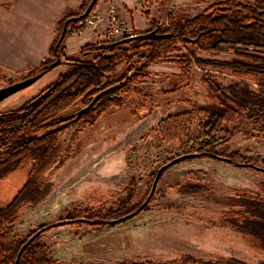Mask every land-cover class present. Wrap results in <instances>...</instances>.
Segmentation results:
<instances>
[{
    "label": "rangeland",
    "instance_id": "obj_1",
    "mask_svg": "<svg viewBox=\"0 0 264 264\" xmlns=\"http://www.w3.org/2000/svg\"><path fill=\"white\" fill-rule=\"evenodd\" d=\"M255 1L238 0V3L255 7ZM12 2L11 6L0 7L2 35L9 42L20 29L16 17L22 0ZM214 2L203 0L198 14L193 11L196 8H190L183 16L200 15ZM151 3L155 5L154 0ZM152 26L163 29L167 22L161 25L153 22ZM92 44L109 43L101 40ZM176 46V51L147 67L148 77L131 83L126 93H116V102L122 99V103L106 108L95 121L88 123L85 118L73 117L85 107L80 101L59 113L73 120L55 127L61 131L49 156L34 164L26 158L21 169L1 179L0 204L3 205L17 195L23 181H29L9 214L10 222L0 218L7 232L3 240L7 247L21 244L42 226L77 211H115L114 216L123 217L141 207L157 170L187 152L185 136L162 135L158 130L161 120L168 116L183 113L195 116L200 110L225 113L218 128L222 131L217 134L223 136L224 130L233 134L218 148L247 151L264 159V136L258 135L257 125L249 123L245 112L237 111L228 99L236 96V101L244 102L246 93L264 98L262 77L247 75L248 70L263 67L264 54L233 44L212 52L198 50L191 43L177 42ZM58 52H61L59 48ZM59 59L61 67L3 100L0 112L15 109L36 97L37 87L72 68L65 60L84 63L91 55L81 56L78 52L73 57L64 55ZM56 60L49 53L41 66ZM182 61L186 67L180 65ZM0 62H7L5 55L0 54ZM126 69V63H121L112 71L101 72L94 83L100 87L109 80H117ZM31 71L9 73L0 68V89L27 78ZM199 116L201 119L202 115ZM197 124L198 120L194 121L190 129L192 136L197 133ZM259 165L264 169V163ZM261 183H264L263 171L232 167L209 158L189 159L161 174L147 208L138 215L92 232H87L89 225L80 222L57 226L35 241L48 247V256L54 263L62 264H128L145 260L166 263L184 254L205 261L223 259L264 264V246L223 223L231 211L240 207L236 202H241L244 193L253 201L264 202Z\"/></svg>",
    "mask_w": 264,
    "mask_h": 264
},
{
    "label": "trees",
    "instance_id": "obj_2",
    "mask_svg": "<svg viewBox=\"0 0 264 264\" xmlns=\"http://www.w3.org/2000/svg\"><path fill=\"white\" fill-rule=\"evenodd\" d=\"M98 1L94 2L91 10H94ZM90 2L91 0H82L80 11L76 15L82 13ZM66 19L67 17L60 23L56 38L50 47V53L53 54L54 59L65 55L62 46L63 40L58 43V38ZM75 29H81V25L76 26ZM152 29H157L159 34L166 36L153 40L133 38L115 46L111 43L107 45H84L80 48L79 53L81 56L90 54L91 59L88 62L79 63V60H65L72 68L60 74L44 91L26 102L25 106L23 105L11 114L4 115L0 120V145L4 147V150L0 154L4 153L6 156L0 161V168L14 166L26 158H29L33 164L42 163V160L49 156V151L56 142V136L61 131V129L57 131L55 127L58 124L73 120V117L66 116L63 118L59 116V113L78 101L86 106L97 97L92 107L80 117V119L85 118L88 123L95 121L106 108L119 106L122 99L116 102L115 94L126 93L131 83L148 77L147 67L159 63L166 55L176 51L177 42L191 43L198 50L204 52H212L218 47L233 44L234 46H246L264 54V3L261 2L260 4L256 0L255 7H251L238 3V0H222L212 3L202 14L186 20H178L172 12H169L167 27L162 29L159 26H154ZM69 33L70 29H67L65 36H68ZM58 48L61 50L60 53ZM52 63H45L32 70L29 77L38 74L43 75L50 70L49 67ZM121 63L127 65L126 72L121 78L109 80L100 87L99 83H94V79L101 72L112 71ZM180 65L186 67L183 61ZM247 75L261 76L264 80V65L248 70ZM29 77L27 76V78ZM227 93L231 94L230 89H227ZM246 94L248 97L244 102L236 101L234 95L232 99H228L237 111L245 112L246 120L249 123L257 125L258 135L264 136V110L260 108H264V98L253 93ZM228 111L232 110L228 109ZM233 112L235 114V111ZM199 114L202 115L201 119ZM225 117V113H219L216 110H200L195 116L190 115V113L176 114L161 120L158 130L162 135L173 133L176 136L182 135L187 138L185 141L187 152L180 153L175 158L183 155H195L194 158H209L223 162L228 166L261 171L260 169L263 168L259 164L264 163V159L257 155L247 151H232L227 147L218 148L233 134L228 130L223 131V136L217 134L222 131L218 129L219 122L223 121ZM196 120H198L197 133L192 136L190 129ZM30 176L31 172L28 173V178ZM28 182L24 181L17 195L9 202L5 205L0 204V218H3L5 223L10 222V212H12L18 196L22 191H25ZM259 187L260 192L264 195V183L259 184ZM236 205L240 207L234 212L231 211L230 215L224 218L223 223L242 235L257 240L260 245L264 246V202L253 201L244 193L241 202H236ZM146 208L145 205L129 213L133 216L138 215L140 211ZM114 214L117 212L107 211L103 213L88 209L77 211V213L70 214L63 219L42 226L21 244L14 247L5 245L3 240L7 232L0 224V264H15V262L16 264H62L54 263L49 258L48 247L36 242L37 237L57 226L79 222L89 225L87 232L102 230L111 226V221L121 217L114 216ZM20 250H22L21 254L18 255ZM230 262L223 259L205 261L184 254L179 259L166 263L145 260L144 262L128 264H243L237 261Z\"/></svg>",
    "mask_w": 264,
    "mask_h": 264
},
{
    "label": "crops",
    "instance_id": "obj_3",
    "mask_svg": "<svg viewBox=\"0 0 264 264\" xmlns=\"http://www.w3.org/2000/svg\"><path fill=\"white\" fill-rule=\"evenodd\" d=\"M12 1L0 0V7L11 6ZM139 1L145 3L146 9L139 8ZM154 2L155 5L151 0H99L94 10L100 21L95 28L75 29L78 25L82 26V20L72 26L68 25L70 33L64 37L62 44L65 58L76 55L84 45L101 41L102 34L112 19L125 21L137 34H143L150 30L153 22L166 24L169 12L180 20L196 16L199 9L202 10L200 4L202 5L203 0H179L177 3H173L172 0L164 2L154 0ZM81 3L82 0H22L17 8L16 17L17 22H20V29L15 33L14 39H10L9 42L7 37H3V28L0 25V54L5 55L7 61L0 62V68L9 73L39 68L49 56L60 23L64 18L76 15L80 11ZM190 8H196L193 11L197 14L184 17L186 11L192 10ZM61 66L60 64L56 67ZM50 72L51 70L48 73Z\"/></svg>",
    "mask_w": 264,
    "mask_h": 264
},
{
    "label": "water",
    "instance_id": "obj_4",
    "mask_svg": "<svg viewBox=\"0 0 264 264\" xmlns=\"http://www.w3.org/2000/svg\"><path fill=\"white\" fill-rule=\"evenodd\" d=\"M96 0H91V2L88 4V6L86 7V9L78 14V15H73V16H70L68 17L63 25H62V28H61V31H60V34H59V38H58V43H60L64 37H65V33H66V30H67V27L68 25H72V24H75L76 22H80L81 20H83V18L91 11L92 7H93V4ZM166 35H163V34H159L157 33V29H153V30H150L146 33H143V34H138L137 36L134 37V39H138V40H153V39H159V38H163L165 37ZM133 38H130V39H123L121 41H117V42H112L111 44L112 45H120V44H123L129 40H131ZM61 60L58 58L54 63H52L50 65V69L54 68L55 66H57L59 64ZM39 77H41V74H38V75H35V76H32V77H29V78H25V80L21 81V82H18V83H15V84H11L5 88H2L0 89V101L2 99H4L5 97L23 89V88H26L28 86H30L31 84H33ZM97 97H95L87 106H85L84 108L78 110L74 115L73 117L74 118H80L84 113H86L93 105L94 101L96 100ZM195 157V155H183V156H179L177 158H174L172 160H170L167 164H164L162 165L156 172V175L155 177L153 178V181H152V184H151V188H150V191H149V194L147 196V198L145 199L144 203L142 204V207H144L148 202H149V199L151 198V196L153 195L154 191H155V188H156V185L161 177V174L169 167L175 165V164H178L179 162L183 161V160H188V159H193ZM261 171L264 172V169H260ZM131 217H133V214H127L121 218H118L116 220H113L110 222V225L113 226V225H116V224H119L121 222H124L128 219H130ZM21 251H19L18 255L21 254ZM16 264V262H15Z\"/></svg>",
    "mask_w": 264,
    "mask_h": 264
},
{
    "label": "built area",
    "instance_id": "obj_5",
    "mask_svg": "<svg viewBox=\"0 0 264 264\" xmlns=\"http://www.w3.org/2000/svg\"><path fill=\"white\" fill-rule=\"evenodd\" d=\"M139 8L146 9L144 2H138ZM100 21V18L95 10H91L82 20V28H95ZM138 34L130 27V25L125 21H119L112 19L108 26L105 28L102 34V40L108 43L121 41L123 39L134 38Z\"/></svg>",
    "mask_w": 264,
    "mask_h": 264
},
{
    "label": "flooded vegetation",
    "instance_id": "obj_6",
    "mask_svg": "<svg viewBox=\"0 0 264 264\" xmlns=\"http://www.w3.org/2000/svg\"><path fill=\"white\" fill-rule=\"evenodd\" d=\"M219 1H222V0H216V2H219ZM153 28V26L150 28V29H152ZM153 30V29H152ZM158 33V32H157ZM56 67V66H55ZM53 69V68H52ZM52 69H50V70H52ZM49 70V71H50ZM49 71H47V72H45L43 75H41V77L42 76H44L45 74H47ZM29 76V75H28ZM41 77H39V78H41ZM38 78V79H39ZM37 79V80H38ZM57 78H55L53 81H51L50 83H48V84H45L44 86H42V87H37L35 90L37 91L38 89V91H37V94H39L41 91H44L48 86H50L55 80H56ZM23 80H25V77L23 78ZM23 80H20L19 82H21V81H23ZM36 80V81H37ZM36 81L33 83V84H35L36 83ZM18 83V82H17ZM9 85H11V84H13V82H10V83H8ZM32 85V84H31ZM42 88V89H41ZM23 89H25V88H23ZM23 89H21V90H23ZM20 91V90H19ZM19 91H17V92H19ZM16 93V92H15ZM15 93H13V94H15ZM13 94H11V95H13ZM36 94V95H37ZM11 95H9V96H11ZM9 96H7V97H5L4 99H2L1 101H0V103L3 101V100H5L6 98H8ZM33 99V98H32ZM29 101V100H28ZM28 101H26V102H28ZM25 101L24 102H22L21 104H19L18 106H16V108L14 109H8V110H6V111H3V112H0V120L3 118V116L4 115H7V114H11V113H13V112H15L16 110H18L20 107H22L23 105L25 106V103H26ZM3 150H4V147L3 146H1L0 145V153L1 152H3ZM4 156H6L4 153H2V154H0V161L1 160H3L5 157ZM23 161H25V159H22L21 161H19V162H17L14 166H9V167H7V166H3V167H1L0 168V181H1V179H3L4 177H6L8 174H10V173H12V172H14L15 170H18V168H20L21 169V167H23L24 165V162ZM6 169V170H5ZM25 180V179H24ZM24 182V181H23ZM23 182L21 183V184H23Z\"/></svg>",
    "mask_w": 264,
    "mask_h": 264
}]
</instances>
